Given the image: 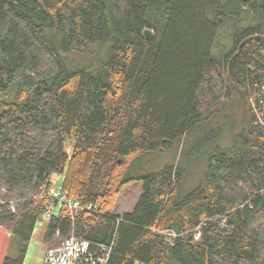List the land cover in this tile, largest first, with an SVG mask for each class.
<instances>
[{"label":"trees","instance_id":"trees-1","mask_svg":"<svg viewBox=\"0 0 264 264\" xmlns=\"http://www.w3.org/2000/svg\"><path fill=\"white\" fill-rule=\"evenodd\" d=\"M260 94L264 0H0L2 264H24L53 172L99 211L54 214L45 249L74 233L112 244L108 264H264ZM220 124L225 144L184 192L189 135ZM174 146L177 161L143 172ZM137 180L134 209L116 213Z\"/></svg>","mask_w":264,"mask_h":264},{"label":"rangeland","instance_id":"rangeland-1","mask_svg":"<svg viewBox=\"0 0 264 264\" xmlns=\"http://www.w3.org/2000/svg\"><path fill=\"white\" fill-rule=\"evenodd\" d=\"M82 59L83 61L86 60L85 58ZM258 98H261V94L260 96L258 95L257 97L250 98L251 105V99L255 100ZM255 101L256 103L258 102L257 100ZM225 125L226 124H220L221 128L213 127L212 130L207 132H204L202 126H199L195 128L194 131L189 135V138L185 143V149L181 160V163L183 164L182 166L187 170L185 174L186 179L183 186L184 192H190L200 182V176L203 173L204 168H202V163L206 162V150H210L213 145L217 143L221 144V142H224L225 144L224 138H226V133L229 129H227L226 127L225 130ZM214 126H216V124ZM217 136H219L221 140L214 142L213 140L214 138H217ZM227 140L228 139H226V141ZM208 144H210V146H208ZM67 149L71 151L72 145L69 144L67 146ZM180 153L179 148L176 149V146L165 148L162 151L153 152L150 156L147 167L143 166V172L148 173L157 171L162 169L166 164L174 163L175 160L177 161ZM64 176V173L53 172L51 174V181L54 185H59L63 181ZM142 186V180H137L135 182L127 184L118 195L115 212L120 214L131 212L138 202L140 195L142 194ZM45 225V219H41L37 223L34 234L28 246L24 264L43 263L44 253L46 249L42 243L41 236L44 232ZM11 237L12 231L4 226H0V264H2L4 256L9 250Z\"/></svg>","mask_w":264,"mask_h":264},{"label":"built area","instance_id":"built-area-1","mask_svg":"<svg viewBox=\"0 0 264 264\" xmlns=\"http://www.w3.org/2000/svg\"><path fill=\"white\" fill-rule=\"evenodd\" d=\"M256 103L251 99L258 122L264 126V102ZM256 99V100H258ZM43 199V214L41 219L48 221L60 210H66L74 220L81 212H98V205L85 202L79 198L70 197L62 183L59 185L42 186L39 189ZM13 210L15 207L12 205ZM170 235V233H165ZM174 235V234H173ZM199 236V233L196 234ZM112 251V244L95 243L86 239H79L74 233L66 238L61 245L45 250L42 264H108Z\"/></svg>","mask_w":264,"mask_h":264},{"label":"water","instance_id":"water-1","mask_svg":"<svg viewBox=\"0 0 264 264\" xmlns=\"http://www.w3.org/2000/svg\"><path fill=\"white\" fill-rule=\"evenodd\" d=\"M143 36H144L145 39L151 40V39H153L155 37V33H154V31L152 29L145 28L143 30Z\"/></svg>","mask_w":264,"mask_h":264},{"label":"bare ground","instance_id":"bare-ground-1","mask_svg":"<svg viewBox=\"0 0 264 264\" xmlns=\"http://www.w3.org/2000/svg\"><path fill=\"white\" fill-rule=\"evenodd\" d=\"M257 101H260L259 99ZM166 232V231H165ZM169 232V231H168ZM166 235V234H165Z\"/></svg>","mask_w":264,"mask_h":264}]
</instances>
